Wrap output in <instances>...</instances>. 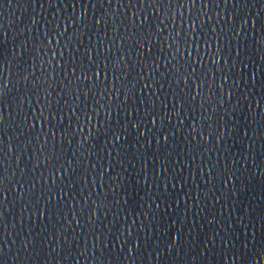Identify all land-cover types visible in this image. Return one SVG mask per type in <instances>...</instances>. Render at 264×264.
Wrapping results in <instances>:
<instances>
[{
  "label": "water",
  "instance_id": "95a60500",
  "mask_svg": "<svg viewBox=\"0 0 264 264\" xmlns=\"http://www.w3.org/2000/svg\"><path fill=\"white\" fill-rule=\"evenodd\" d=\"M0 53V264H264V0H0Z\"/></svg>",
  "mask_w": 264,
  "mask_h": 264
},
{
  "label": "snow or ice",
  "instance_id": "6c2138e0",
  "mask_svg": "<svg viewBox=\"0 0 264 264\" xmlns=\"http://www.w3.org/2000/svg\"><path fill=\"white\" fill-rule=\"evenodd\" d=\"M190 2H192L194 4L195 3V0H190ZM139 3L143 4L144 3V0H139ZM97 23H99V21H97ZM193 27H194V25H193ZM0 54H2V53H0Z\"/></svg>",
  "mask_w": 264,
  "mask_h": 264
}]
</instances>
